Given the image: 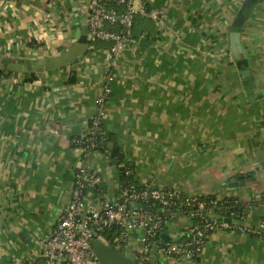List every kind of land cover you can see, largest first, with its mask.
I'll return each instance as SVG.
<instances>
[{
  "label": "crops",
  "instance_id": "0c3cea01",
  "mask_svg": "<svg viewBox=\"0 0 264 264\" xmlns=\"http://www.w3.org/2000/svg\"><path fill=\"white\" fill-rule=\"evenodd\" d=\"M244 1L151 0L162 23L150 20L115 62L106 44L89 43L77 62L39 70L26 62L72 46L86 1L0 0V264H44L41 240L81 164L74 139L107 72V147L136 185L237 198L253 204L245 223L264 218V0L245 12L236 59L229 34ZM113 160L89 157L100 182L87 188L88 203L116 196L122 164ZM188 225L181 216L166 232L181 240ZM146 264H264V240L217 229L192 259L151 250Z\"/></svg>",
  "mask_w": 264,
  "mask_h": 264
},
{
  "label": "built area",
  "instance_id": "2783aa9c",
  "mask_svg": "<svg viewBox=\"0 0 264 264\" xmlns=\"http://www.w3.org/2000/svg\"><path fill=\"white\" fill-rule=\"evenodd\" d=\"M89 43H108L107 59L115 62L132 41V23L135 16L148 18L156 25L162 23V8L151 7V0H88L84 7ZM111 27L114 29H111ZM113 75L107 72L102 92L96 97V112L90 119L85 134L74 139L81 150V164L75 170L70 199L49 233L41 240L44 264H101L94 255L91 243L101 231L117 227L119 233L111 242L123 253L128 248L131 233L140 230L136 240L142 242L134 264H146L151 250L165 256L192 259L200 254L208 234L217 229L251 233L264 240V218L256 224L246 222L251 202L237 198H216L183 194L178 189L136 185L131 172L125 168L112 199L100 198L98 205L88 203L85 191L97 186L100 176L88 166L95 152L110 154L101 126L105 116V96L110 91ZM142 204H145L143 206ZM154 205V206H153ZM185 216L191 221L184 238L178 241L160 238L161 225ZM247 224V225H245ZM158 236V237H157Z\"/></svg>",
  "mask_w": 264,
  "mask_h": 264
},
{
  "label": "water",
  "instance_id": "95a60500",
  "mask_svg": "<svg viewBox=\"0 0 264 264\" xmlns=\"http://www.w3.org/2000/svg\"><path fill=\"white\" fill-rule=\"evenodd\" d=\"M257 0H245L240 10L239 16L234 22V28L229 34L230 49L236 59H239L240 45H239V28L245 16V12L252 6ZM83 26V27H80ZM76 39L72 46L59 55L54 57H43L41 60H29L26 62V68L30 69L31 65L36 67L39 65V70L43 68H53L60 66L67 62H77L78 56L84 53L89 44L87 39L88 26L85 17L80 21L79 27H75ZM16 68L15 66H13ZM91 248L96 256L97 260L101 264H134L135 253L133 252H120L115 249L112 245L104 243L102 240L95 238L91 243ZM61 264V262H58Z\"/></svg>",
  "mask_w": 264,
  "mask_h": 264
},
{
  "label": "trees",
  "instance_id": "16d2710c",
  "mask_svg": "<svg viewBox=\"0 0 264 264\" xmlns=\"http://www.w3.org/2000/svg\"><path fill=\"white\" fill-rule=\"evenodd\" d=\"M150 24V19L148 18H144V17H140V16H135L133 18V23H132V36H131V40H134L136 39V37L138 36V34L140 33L141 30H143L144 28H148L147 26H149ZM111 29H114V27ZM100 43H104L106 44L105 47L108 48V43L106 42H103V41H95V42H91V50L94 49L97 44H100ZM2 71V70H0ZM90 124V122H89ZM101 135L105 138V142H106V145H107V139H106V134L104 132V128L103 126H101ZM116 152H112V150H110V154L108 155V158H110V160H113L114 158L117 159V164L120 165L122 164L121 161H120V156L118 154H114ZM114 161V160H113ZM125 165L122 164L121 167H120V177L123 175L124 173V170H125ZM91 188H97V186H94V187H91ZM86 193V191H85ZM86 195V194H85ZM143 206H145V204H142ZM154 206V205H153ZM167 225L166 224H163L160 226L158 232H157V235L160 237V238H163V239H169V236L167 234ZM119 233V229L117 227H112L110 229H107V230H104V231H101L100 232V235L108 242H111L112 239L117 236ZM157 236V237H158Z\"/></svg>",
  "mask_w": 264,
  "mask_h": 264
},
{
  "label": "rangeland",
  "instance_id": "374dc122",
  "mask_svg": "<svg viewBox=\"0 0 264 264\" xmlns=\"http://www.w3.org/2000/svg\"><path fill=\"white\" fill-rule=\"evenodd\" d=\"M85 1H86L85 2V5H86L87 2H88V0H85ZM85 5H84V7H85ZM82 10H83V14L85 16V10H84V8H82ZM187 224H189V225L191 224V221L188 218H187ZM245 225H247V224H245ZM98 237L100 239H102V240H105L100 234H98ZM173 240L178 241V239H176V238H173ZM128 243H129L128 244V248L127 249H124L123 252L125 250H127V251H129V250H132V251L136 250V252H138V251L141 250L142 242L140 240H136V237L134 236V233H131L130 234L129 242Z\"/></svg>",
  "mask_w": 264,
  "mask_h": 264
}]
</instances>
